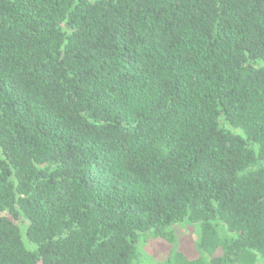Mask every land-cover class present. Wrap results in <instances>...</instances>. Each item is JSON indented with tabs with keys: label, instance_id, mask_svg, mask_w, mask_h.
I'll return each instance as SVG.
<instances>
[{
	"label": "trees",
	"instance_id": "1",
	"mask_svg": "<svg viewBox=\"0 0 264 264\" xmlns=\"http://www.w3.org/2000/svg\"><path fill=\"white\" fill-rule=\"evenodd\" d=\"M140 234L264 264V0H0V264H140Z\"/></svg>",
	"mask_w": 264,
	"mask_h": 264
},
{
	"label": "rangeland",
	"instance_id": "2",
	"mask_svg": "<svg viewBox=\"0 0 264 264\" xmlns=\"http://www.w3.org/2000/svg\"><path fill=\"white\" fill-rule=\"evenodd\" d=\"M7 215V214H5ZM17 224L21 229L23 242L27 248H31L32 245L27 242L24 234V230L27 223L24 219L17 220ZM197 225H193L189 222L178 223L172 227L173 234L177 239L178 250L186 257V259L192 261L199 256V252L196 249L195 242L197 239ZM229 237V233H224ZM136 239V249L139 253L140 264H162L167 258L170 246L162 239H152L150 236L140 234ZM220 251L217 255H220Z\"/></svg>",
	"mask_w": 264,
	"mask_h": 264
}]
</instances>
